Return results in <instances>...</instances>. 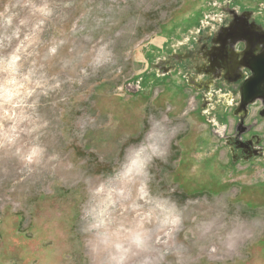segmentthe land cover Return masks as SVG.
<instances>
[{"label": "rangeland", "instance_id": "rangeland-1", "mask_svg": "<svg viewBox=\"0 0 264 264\" xmlns=\"http://www.w3.org/2000/svg\"><path fill=\"white\" fill-rule=\"evenodd\" d=\"M218 1L19 0L29 7L19 9L11 40L0 18L1 260L264 264V166H221L223 145L206 153L221 138L199 119L198 90L187 85L180 96L174 87L138 88L143 71L155 73L147 54L197 49L184 41L194 29L184 25L213 15ZM16 2L0 0V12ZM44 3L53 16L31 8ZM11 56L19 57L15 84L5 63ZM94 59L100 67L90 65ZM13 127L18 139L9 145L4 133ZM142 141L166 151L150 164L144 191L143 177L119 178L142 163L135 155ZM35 143L46 151L29 170L16 149L22 156ZM177 214L182 223L173 226ZM138 232L151 236L144 249L131 246Z\"/></svg>", "mask_w": 264, "mask_h": 264}, {"label": "flooded vegetation", "instance_id": "flooded-vegetation-1", "mask_svg": "<svg viewBox=\"0 0 264 264\" xmlns=\"http://www.w3.org/2000/svg\"><path fill=\"white\" fill-rule=\"evenodd\" d=\"M214 9L213 15H199L195 22L184 25L188 30L194 28L184 41L188 45L195 41L196 50L192 47L178 52L177 48L169 52L163 50L161 56L147 54L146 68H154L155 73L143 71L138 88L174 87L180 96L187 85L198 90L202 99L198 108L205 103L199 111L203 113L199 119L208 132L228 136L221 139L226 158L218 157L220 165L228 163L235 168L239 161L264 158V138L252 130L248 122L251 112L258 115L257 106L248 107L245 127H238L239 116L235 115L240 86L252 76V72L241 65L242 52L247 48L260 47L255 53L264 49V0H220L214 3ZM214 71H218L217 74L214 75ZM229 118L234 122L232 130H229ZM239 131L244 133L238 135Z\"/></svg>", "mask_w": 264, "mask_h": 264}, {"label": "clouds", "instance_id": "clouds-1", "mask_svg": "<svg viewBox=\"0 0 264 264\" xmlns=\"http://www.w3.org/2000/svg\"><path fill=\"white\" fill-rule=\"evenodd\" d=\"M29 7L27 4H20L19 0H17L16 3H9L4 6V9L2 12H0V18H2V25L3 27L7 29H11V35H6V40H11L14 37H17L19 35V27L15 24V21L17 17L20 15L19 9ZM31 8L33 9L34 13L38 12L44 17H51L54 14V9L50 7L47 3H44L43 5L37 6V5H31ZM20 24H23L24 21L20 20ZM40 24H43L44 21H39ZM57 52V46L53 45L48 49L49 55H54ZM111 60V53H109L107 60L105 63L110 62ZM19 57L18 56H11L8 57L5 61L8 70H10L13 79L8 81L9 84H15V75L19 72ZM90 65L94 67H100L101 63L97 60L90 61ZM81 72L85 75L88 74L87 69H81ZM56 88L60 87V82L57 81ZM11 92H8L6 90L5 95V102H9L11 100ZM30 107H34V105H30ZM226 128V126H225ZM152 131L151 127L149 128V132L146 134L145 139H151ZM18 139V133L16 132V129L13 127L12 129L8 130L4 133V140L9 145H15L16 141ZM38 139V138H37ZM20 149H16L17 155L19 156L21 162L24 164L25 167L29 168L30 166L34 165L39 162V158H41L46 151V149L40 145L39 143H35L31 145L27 151L20 156ZM135 155L136 157L140 158L142 160L141 166L139 169L135 170L133 173V170L131 168L125 169L122 173L119 174V178L123 179L125 177H131L133 174L136 176L143 177L144 179L141 182V191H144L148 188V182L150 178L149 173V166L152 163L153 159L160 158L166 155V151L162 150L159 146H153L152 144H146L144 141H142L139 145L135 148ZM196 165L193 166V171L196 170ZM182 223V217L177 214L172 221L173 226H179ZM147 233H134L131 238L130 242L131 245H134L137 249H144L147 245ZM116 249L119 251L121 248V245L116 244ZM215 251V249H213ZM123 257H120L117 264H122Z\"/></svg>", "mask_w": 264, "mask_h": 264}, {"label": "water", "instance_id": "water-1", "mask_svg": "<svg viewBox=\"0 0 264 264\" xmlns=\"http://www.w3.org/2000/svg\"><path fill=\"white\" fill-rule=\"evenodd\" d=\"M258 49H260V47L256 48L255 50L247 48L242 52L243 58L241 59V65L242 67L244 66V68L250 70L252 72V76L250 79L246 80L239 89L240 99L238 102L237 111L235 113L236 116H239L238 127L246 126L244 122L246 116H248L249 106H257L259 109L258 117L264 119V49L258 53H255ZM241 65L239 62V72L241 70ZM211 66L214 67L213 65ZM204 106L205 103H203L202 107ZM254 125V123H251L249 126L252 128ZM243 133V131H239L238 135H242ZM217 137L226 139L228 136L217 135Z\"/></svg>", "mask_w": 264, "mask_h": 264}, {"label": "crops", "instance_id": "crops-1", "mask_svg": "<svg viewBox=\"0 0 264 264\" xmlns=\"http://www.w3.org/2000/svg\"><path fill=\"white\" fill-rule=\"evenodd\" d=\"M249 119H248V122H250V124L251 123H254L255 125L251 128L252 130H255L256 132H258V133H260L261 135H262V138H264L263 137V133H264V119H262V118H259L258 117V115L256 114V113H254V112H251V114H250V116L248 117ZM231 119V120H230ZM231 122H233V119L232 118H229L228 119V123H231ZM207 131H208V129H207ZM217 145H215V146H213V147H206V149H205V151H206V153L207 154H211V153H213L215 150H217L218 151V148L219 147H221L222 146V142H221V140H217ZM204 143H202V145H203ZM199 149H201V147L199 148ZM203 149V148H202ZM201 152V151H200ZM200 152H196V153H200ZM225 159V158H224ZM223 159V160H224ZM242 163H248V164H257V165H262V166H264V158H256V159H250V160H245V161H239V162H237L236 163V165L237 164H242ZM250 166V165H249ZM235 168H236V166H235ZM5 260V259H4ZM4 260H1L0 259V264H12L9 260H7V261H4Z\"/></svg>", "mask_w": 264, "mask_h": 264}, {"label": "bare ground", "instance_id": "bare-ground-1", "mask_svg": "<svg viewBox=\"0 0 264 264\" xmlns=\"http://www.w3.org/2000/svg\"><path fill=\"white\" fill-rule=\"evenodd\" d=\"M157 143V142H156ZM163 147V146H162ZM134 157V156H133ZM131 159H133V158H131ZM129 160V159H128ZM140 161V160H139ZM132 163H134L133 161H132ZM140 162H138L136 165L138 166L137 168H135V170H137V169H139V167L141 166V164H139ZM139 164V165H138ZM125 165V164H124ZM126 166V165H125ZM123 168V167H122ZM123 170H124V168H123ZM135 172V171H134ZM120 173V172H119ZM115 176V175H114ZM117 176V175H116ZM138 177H140V176H137V178ZM117 178H118V176H117ZM128 178V177H127ZM141 181V180H140ZM113 182V181H112ZM111 182V183H112ZM134 182V180H129V181H126L125 183L129 186V185H131L132 183ZM139 184V183H138ZM114 185V184H113ZM137 185V184H136ZM141 186V185H140ZM109 191V190H108ZM116 192V191H115ZM123 192V191H122ZM111 193V192H110ZM148 194V193H147ZM138 196V195H137ZM115 197H116V195H115ZM150 197V196H149ZM108 198V197H107ZM111 198V197H110ZM122 198L125 200H123V202H126V199H127V197H125V196H122ZM148 199V198H147ZM103 200V199H102ZM135 200V199H134ZM109 201H111V200H109ZM151 201V200H150ZM131 202V201H130ZM129 202V203H130ZM134 202H136V201H134ZM134 202H133V204H134ZM145 203V202H144ZM152 203V202H151ZM150 203V204H151ZM124 205V204H123ZM147 205H149V204H147ZM152 205V204H151ZM104 206V205H103ZM131 206V205H130ZM129 206V207H130ZM139 206V205H138ZM114 207V206H113ZM109 208H111L110 206H109ZM109 208H108V210H109ZM157 208V207H156ZM158 209V208H157ZM139 210V209H138ZM160 210H161V207H160ZM155 215H157V214H155ZM93 220V219H92ZM96 223V222H95ZM99 225V224H98ZM86 228V227H85ZM140 229V228H139ZM148 230V229H147ZM129 233H131V232H129ZM149 234H150V232H149ZM148 237H151V236H148ZM152 237H154V235L152 236ZM101 240V239H100ZM117 240H119V239H117ZM160 241V240H159ZM115 242V241H114ZM128 243V242H127ZM118 244V243H117ZM121 245H122V243H121ZM132 246V245H131ZM134 247V246H133ZM115 248V247H114ZM156 248V247H155ZM127 249V248H126ZM121 250V249H120ZM124 251V250H123ZM114 254V253H113ZM128 254V253H127ZM118 255V254H117ZM123 256V255H122ZM117 259V258H116ZM154 260V259H153ZM102 261V260H101ZM104 261V260H103ZM114 264V263H113Z\"/></svg>", "mask_w": 264, "mask_h": 264}, {"label": "built area", "instance_id": "built-area-1", "mask_svg": "<svg viewBox=\"0 0 264 264\" xmlns=\"http://www.w3.org/2000/svg\"><path fill=\"white\" fill-rule=\"evenodd\" d=\"M192 105H193V103H192Z\"/></svg>", "mask_w": 264, "mask_h": 264}]
</instances>
